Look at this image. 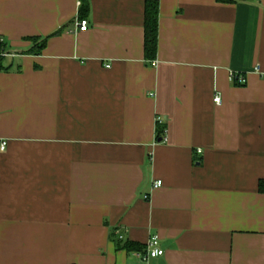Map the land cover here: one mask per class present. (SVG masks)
I'll return each instance as SVG.
<instances>
[{"label":"crops","instance_id":"0c3cea01","mask_svg":"<svg viewBox=\"0 0 264 264\" xmlns=\"http://www.w3.org/2000/svg\"><path fill=\"white\" fill-rule=\"evenodd\" d=\"M81 1L0 0V264H264V0Z\"/></svg>","mask_w":264,"mask_h":264},{"label":"trees","instance_id":"16d2710c","mask_svg":"<svg viewBox=\"0 0 264 264\" xmlns=\"http://www.w3.org/2000/svg\"><path fill=\"white\" fill-rule=\"evenodd\" d=\"M217 2H224V3H232L235 0H216ZM144 45H143V53L146 61H151L156 58V50H157V42H158V16H159V8H158V0H146L144 3ZM89 6L88 0H83L79 6V18L85 19L89 13ZM62 29H58L57 31L53 32L44 37H37V36H29L28 40L32 41V46L25 52L26 54H39L40 51L44 48L47 43V39L51 36L58 35ZM6 49V42H0V51ZM5 56L0 54V71L2 69H7L4 65ZM237 85V84H236ZM165 127L163 124L158 125L157 133L160 135L164 130ZM258 191L264 194V178L258 180ZM116 233L112 232L111 237L116 242V245L120 248H126L127 250H133L135 252H142L144 251V247L142 245H138L131 241H124L122 242L121 239L115 236ZM122 242V244H121Z\"/></svg>","mask_w":264,"mask_h":264},{"label":"built area","instance_id":"2783aa9c","mask_svg":"<svg viewBox=\"0 0 264 264\" xmlns=\"http://www.w3.org/2000/svg\"><path fill=\"white\" fill-rule=\"evenodd\" d=\"M75 25L79 27V30L81 31H86L88 29V22L86 19H77L75 22ZM0 42H4L3 38L0 37ZM0 54L3 56H7L8 53L5 50H1ZM255 70L259 71V66H255ZM229 79L232 81V83H235L237 85H243L246 83V79L243 75L241 74H235L233 72H229L228 75ZM214 103H219L220 102V95L215 94V97L213 99ZM156 124H162V121L160 118H156ZM166 136H165V130L161 133V141H165ZM5 141L1 142L0 144V149L3 151L5 149ZM154 188L160 187L161 186V181L160 180H155L152 183ZM144 198H147V195L144 196ZM119 239H122L121 236H119ZM146 248L142 252H138L137 256L139 259L143 260L145 263H149L151 259L154 257H158L163 255L164 251L161 248L159 244V237L158 235L151 236L148 241L146 242Z\"/></svg>","mask_w":264,"mask_h":264}]
</instances>
